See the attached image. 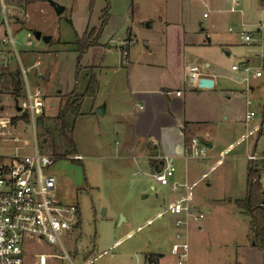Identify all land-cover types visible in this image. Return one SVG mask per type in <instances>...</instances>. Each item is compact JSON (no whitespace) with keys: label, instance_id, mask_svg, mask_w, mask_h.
<instances>
[{"label":"rangeland","instance_id":"1","mask_svg":"<svg viewBox=\"0 0 264 264\" xmlns=\"http://www.w3.org/2000/svg\"><path fill=\"white\" fill-rule=\"evenodd\" d=\"M54 1L66 7V11L61 15L56 13L49 0L36 3H27V0H0V23L6 19L14 30L17 51L12 48L13 69L22 70L19 61L21 59L31 85L41 88L43 82L39 80L38 75L42 74L43 81L47 82V73L41 70L40 65L33 66L38 56L29 61L30 58L26 54L33 51L40 53L44 64L55 58L54 66L49 65L51 82L47 84V91L53 93L52 96H56L60 89L75 86L76 81L78 85L80 82L81 91L85 89L87 72L82 69L77 77L78 53L74 51L72 42L81 38L87 27H90L89 32L92 27H99L102 11L108 3L110 14L116 15L120 24L113 27L103 38L106 45L104 64L117 65L125 54L122 48L127 47L128 38L133 40L132 34L127 30V25L131 23L132 0ZM200 12L202 19L204 12L210 14L208 10L201 9ZM25 19L29 23L28 28H24ZM126 21L127 24H123ZM262 22L260 26H264V19ZM34 30L53 36L54 40L49 44L37 40L33 34ZM244 30L247 32L244 34L251 33L253 36L252 43L245 44L243 48L253 60V63L249 64L252 69L249 79L256 89L249 97L253 101L251 110L258 113L261 111L258 108V99L264 97V87L257 88L259 82L254 80L253 76L258 69L264 72V44L259 41L262 33L257 27ZM2 33L3 28L0 29V35ZM59 38L67 45H59ZM110 45L114 48L108 50ZM94 52L96 51L91 50L83 56L82 66L93 59L94 55L91 54ZM91 71H94L93 67ZM21 79L25 85L22 73ZM251 85L249 84V87ZM247 86L248 84L244 83L241 91L247 90ZM43 94L47 103H51L52 98L48 100L44 90ZM25 97L24 87L21 98ZM0 103L3 108L1 120L8 122L5 130L8 133H17L22 138L20 151L23 154L34 151L35 132L43 153L60 152L58 139L49 138L44 142L41 138L44 130L38 124L35 128L31 118L21 120L12 88L0 85ZM88 104H85L84 110H88ZM59 109L60 106H46L43 116L47 123H54ZM68 121L70 124L74 123L72 115L68 116ZM95 128L86 119H81L76 124L78 141L81 147L85 148V151L82 149L83 153L87 152L83 162L62 158L47 170V173L57 180L55 197L65 205L78 204L83 218L81 231L63 236V244L69 257L58 246L41 249L59 256L54 258L53 264H152L153 255L171 256L172 245L179 229L175 215L168 209L172 201V185L177 181L176 176L182 178L180 182L177 181L181 185H186L188 179L195 198L194 204L201 205L200 199L203 200L198 212L205 215L200 221L204 228L202 231L192 229L188 237L192 264H229L236 256L237 244L251 243L247 236L249 220L240 213L236 205L237 199L245 197L247 161L243 158H230L237 151L242 150L238 153L241 155L245 153V144L238 146L235 151L227 152V158H189V175L185 161L176 164L178 171L170 179V185L162 186L154 178L151 167L140 159H109L107 155L110 153H105L104 147L111 145L110 148H115L119 140L111 130L102 137ZM7 136L10 138L11 135ZM100 143L103 147H100ZM4 144L8 145L6 149L12 152L16 147L11 141ZM1 145L0 142V148ZM210 153L211 149L208 148L209 156ZM181 190H185V187ZM182 230L187 234L185 229ZM63 256L65 257L62 258ZM166 263L173 264V261Z\"/></svg>","mask_w":264,"mask_h":264},{"label":"crops","instance_id":"2","mask_svg":"<svg viewBox=\"0 0 264 264\" xmlns=\"http://www.w3.org/2000/svg\"><path fill=\"white\" fill-rule=\"evenodd\" d=\"M132 3L131 23L127 25V30L132 34L133 40L122 48L127 54L122 55L117 65L104 64L106 45L103 38L120 24L116 15H111L100 44L88 51L96 52L91 54L94 55L93 59L83 66V70L87 72V83L83 91L80 90V82L78 85L76 81L75 86L60 89L56 96H52L53 93L47 91V84L51 82L49 65L54 66L55 58L44 64L40 53L33 51L26 54L29 61L38 56L33 66L40 65L41 70L47 73V82L43 81L42 74L38 78L43 82L41 89L48 100L52 98L49 103L52 108L59 107L65 96L76 88L83 94L92 73L98 78L96 97L84 101L79 118L72 115L74 140L78 150L76 156L81 157L78 160L83 162L87 156V152L83 153L85 148L78 141L76 129V124L81 119L88 120L94 128L96 126L95 131L100 136H106L111 130L119 140L115 148H110L111 145L104 147L105 153H110L107 155L109 159L138 158L151 167L154 175L166 161H172L175 168L176 164L185 161L189 175L188 160L193 157L186 154V149L193 139H200L211 149L210 156L207 154L205 158H200L204 160L223 156L227 158V152L235 151L238 146L245 144V153L238 154L242 152L240 150L230 158H243L247 161V188L251 164L246 156L249 152L264 150V97L258 99L261 111H252L253 101L249 96L256 88L251 85L250 79H243L242 71L234 70L233 66H249L253 63L247 50L243 48L247 44L242 38L246 35L244 32L247 33L244 28L257 27L262 33L259 41L264 44V26H260L264 19V0H132ZM201 9L208 10L210 14L204 12L202 19ZM5 21L0 23V29L3 28L1 35L6 32ZM24 21V28H28V21ZM123 24H127V21ZM10 27L13 33L11 24ZM53 40L52 36L49 43ZM57 43L63 45L64 41L59 38ZM72 45L78 53L76 41ZM113 48V45L107 47L108 50ZM13 57L14 55L11 57V71H15L12 66ZM19 61L24 67L21 59ZM92 67L94 71H91ZM193 67L199 68V76L195 81L190 79ZM205 77L214 81L212 87H200L199 81ZM253 78L259 82L257 88L264 87V72L262 76L254 75ZM244 83L248 84L247 90L241 91ZM6 84L9 86V83ZM32 87L39 88L37 85ZM177 92H181V95ZM86 103H89L88 110H84ZM102 106L104 111L101 116L97 110ZM249 111L254 113V117L248 123L246 114ZM68 116L71 114L67 115V120ZM100 147H103L102 143ZM177 171L176 168L175 174ZM176 178L179 182L182 180L179 176ZM261 184L264 191V181ZM183 186L185 190H181ZM181 188L178 191L172 190L170 205L184 197H189L194 204L195 198L188 179ZM200 200L202 205L203 200ZM201 205L194 204L198 210ZM238 210L243 214L239 208ZM203 228L200 222L192 221L185 230L189 237L192 229L202 231ZM247 236L251 243L237 244L236 256L229 264H264V252L255 246L250 227ZM167 261L175 264L172 254L169 257L161 254L158 261H152V264H167Z\"/></svg>","mask_w":264,"mask_h":264},{"label":"built area","instance_id":"3","mask_svg":"<svg viewBox=\"0 0 264 264\" xmlns=\"http://www.w3.org/2000/svg\"><path fill=\"white\" fill-rule=\"evenodd\" d=\"M5 23L6 32L0 36V73L10 69L11 57L14 55L12 48L17 51L10 24L8 21ZM242 38L247 44L253 41L252 34L243 35ZM262 40L264 41V35ZM131 42L132 39L128 38L126 46ZM31 43L30 41L29 44ZM21 69L25 79L26 97L16 99L17 106L22 108L18 112L23 121L26 120L24 117L28 120L31 118L36 128L39 118L44 115V109L50 104L45 100L41 88H33L30 85L27 69L23 66ZM233 69L242 71L243 79L249 81L252 70L249 66L234 65ZM198 76L199 68L193 67L190 79L195 81ZM256 76H262V72L257 71ZM177 94L181 95V92ZM2 110L0 103V264H53L54 258L59 256L41 249L58 246L67 253L63 236L77 231V204L65 205L55 197L57 180L47 173V170L55 164L57 157L40 150L36 132L34 151L23 154L20 151L22 138L17 133H8L5 130L8 122L1 120ZM253 117V112H247L246 122H251ZM9 134L10 138L7 136ZM9 141L16 145L13 152L6 149L8 145L4 144ZM207 150L204 143L196 138L186 149V154L200 159L207 156ZM246 158L251 168L258 172V180L264 181V150L249 152ZM175 172L174 163L166 161L155 173L154 178L160 185L169 186ZM180 187L181 184L175 182L172 190L178 191ZM169 211L176 216V225L179 228L171 250L175 264H192L191 245L182 228L186 229L192 221L200 222L205 215L198 212L189 197L170 205ZM67 256L69 257L68 253Z\"/></svg>","mask_w":264,"mask_h":264},{"label":"trees","instance_id":"4","mask_svg":"<svg viewBox=\"0 0 264 264\" xmlns=\"http://www.w3.org/2000/svg\"><path fill=\"white\" fill-rule=\"evenodd\" d=\"M48 0H27V3L44 2ZM110 3L105 7L102 16L101 26L96 29L87 31L81 38L76 41L78 51V68L77 77L83 66L81 65V59L83 56L93 47L100 44V39L108 26L111 19ZM6 83H9L7 86ZM4 87H10L13 89V94L16 99L22 96L23 81L21 79V73L19 70L0 73V85ZM99 89V81L95 73H92L87 88L83 94L78 92L76 88L70 94L65 96L60 105V109L54 123L49 124L46 122L45 117L42 116L38 120V125L44 130L41 138L46 142L49 138L58 139L60 152L54 153L57 160L62 158H71L74 162H81L75 159L74 156L78 154L77 146L74 140V124H70L67 120V115L71 114L76 119L82 115V108L84 101L87 98H95ZM28 120L27 117H24ZM17 118L14 119L16 122ZM259 174L256 170L249 168L247 178L246 195L242 199L236 200L237 207L241 212L248 217L249 225L253 233V241L255 246L264 252V191L261 182L258 180ZM78 223L75 226V230L81 231L83 226V218L80 210V206L77 204ZM161 255H153L152 261H158Z\"/></svg>","mask_w":264,"mask_h":264},{"label":"water","instance_id":"5","mask_svg":"<svg viewBox=\"0 0 264 264\" xmlns=\"http://www.w3.org/2000/svg\"><path fill=\"white\" fill-rule=\"evenodd\" d=\"M49 1H50L51 5L54 7V9H55V11H56V13L58 15H61L65 11V9H66L65 6L57 3L54 0H49ZM33 34H34V36L36 37L37 40H43L46 43H49L52 40V36H49V35H44L43 36L41 31L34 30ZM199 85H200V87L209 88V87H212L214 85V81L211 78H206V77L205 78H201L200 81H199ZM17 110L21 111L22 108L17 106ZM97 111L102 116L103 115V111H104V107L102 106V107L98 108Z\"/></svg>","mask_w":264,"mask_h":264}]
</instances>
